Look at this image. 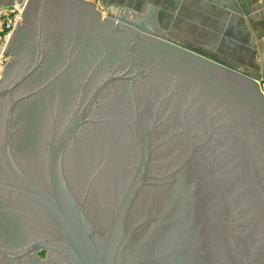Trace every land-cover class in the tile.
Wrapping results in <instances>:
<instances>
[{
	"label": "water",
	"instance_id": "obj_1",
	"mask_svg": "<svg viewBox=\"0 0 264 264\" xmlns=\"http://www.w3.org/2000/svg\"><path fill=\"white\" fill-rule=\"evenodd\" d=\"M124 12L23 3L2 51L0 192L29 238L0 264H264L259 83Z\"/></svg>",
	"mask_w": 264,
	"mask_h": 264
},
{
	"label": "crops",
	"instance_id": "obj_2",
	"mask_svg": "<svg viewBox=\"0 0 264 264\" xmlns=\"http://www.w3.org/2000/svg\"><path fill=\"white\" fill-rule=\"evenodd\" d=\"M24 1L1 0L0 9L11 8ZM137 1L134 6H130L132 0H103L102 4L108 10L111 6L124 8V15L130 19L136 14L147 28L225 67L240 70L260 68L257 53L264 50L259 47L255 36L264 33V0ZM247 16L252 19V24L244 22L248 21ZM248 36H252V44ZM227 37L233 39L226 40ZM213 52L217 53L215 59L208 57ZM233 60L236 64H232ZM252 60H255L254 65H251ZM244 74L253 76L250 72ZM258 74L255 75L259 77Z\"/></svg>",
	"mask_w": 264,
	"mask_h": 264
},
{
	"label": "flooded vegetation",
	"instance_id": "obj_3",
	"mask_svg": "<svg viewBox=\"0 0 264 264\" xmlns=\"http://www.w3.org/2000/svg\"><path fill=\"white\" fill-rule=\"evenodd\" d=\"M95 27V23H92L91 28ZM10 39V37H9ZM8 39V41H9ZM7 41V42H8ZM60 39L57 42V47H59ZM63 42V40H62ZM7 45V44H6ZM21 48V47H20ZM27 47L23 48L26 49ZM9 60L6 62L8 64L12 60V56L6 55ZM59 57V54H58ZM56 62H58V59H55ZM5 64V65H6ZM2 73V72H1ZM253 101V98H252ZM252 104L258 109L259 107L258 104L252 102ZM43 106V104H42ZM41 106V107H42ZM32 106L30 110H32ZM30 110L26 111V115L22 116L26 121L31 120V112ZM38 110V109H36ZM33 111L36 112L37 115L40 113L39 111ZM35 120L30 121V125L25 124V128L27 127V130L29 131L30 134L26 136V140L22 141L21 144L17 145L16 147L13 146V153H14V158L19 163V161H22L23 158H27V154L31 153L33 150V145L34 142L32 140V131L35 130V125H34ZM19 128V127H18ZM34 154V152H32ZM0 180H11V176L9 175V172L6 170L4 165L1 162L0 158ZM5 194L3 192H0V252L3 250H18L20 247L25 245V243L28 240L29 236V229L28 225L26 223V226L24 225L25 223L20 219L19 216H17V212H15V209L12 205L10 204H5ZM0 257H3L0 255ZM45 258V254H39L38 259L36 258L35 260L32 261L31 264H40V261ZM1 262L3 264H10V263H5L4 258L1 259ZM16 264H28L27 262L21 260Z\"/></svg>",
	"mask_w": 264,
	"mask_h": 264
},
{
	"label": "rangeland",
	"instance_id": "obj_4",
	"mask_svg": "<svg viewBox=\"0 0 264 264\" xmlns=\"http://www.w3.org/2000/svg\"><path fill=\"white\" fill-rule=\"evenodd\" d=\"M86 1L95 4L96 5V8L98 9L99 12H101V15L103 17H105V16L106 17L114 16V15L118 14V12L120 10V8H118L116 6H111L110 7V10H108L105 7V5L102 4L103 3V0H86ZM135 1L138 2L137 0H132V4H130V6L131 5L134 6L136 4ZM258 1L262 2L263 0H258ZM20 12H15V13H10V14L9 13H7V14H0V74H1V72L3 70V66L9 60V58L5 54H2V51H3L4 46H5L8 38H9V35H10L11 31H12V30L10 31V27L12 25V22L14 21V19L17 16L20 18ZM249 19H248V21H244V22H247V23L252 24V19H250V20ZM204 23L206 24V21ZM8 25H9V28H8ZM229 39L231 40L233 38H230V37H227L226 38V40H229ZM238 39H240V38H238ZM247 39L252 44V36H248ZM255 40L259 44V47H261V48L263 47V50H264V33L261 36L260 35L255 36ZM257 54H258V56L260 58V59L258 58V60L260 62L259 63V67L260 68L259 69H253L251 67L252 70H249L250 68H248L247 70H243V69L242 70H240V69H232V70H234V71H236V72H238L240 74H243V75H246L244 73H249V72L252 73L253 76L250 77V78L256 80L259 83L260 88H261V91L264 93V51H260ZM216 55H217V53L216 52H213L211 54H208V57L215 59L214 57H217ZM225 56H227V54H225ZM228 61H230V60H228ZM254 61L255 60H252L251 61L252 62L251 65H254ZM232 64H236V62L234 61V63H232ZM255 74H258L259 77H257V75H255ZM246 76H248V75H246Z\"/></svg>",
	"mask_w": 264,
	"mask_h": 264
},
{
	"label": "built area",
	"instance_id": "obj_5",
	"mask_svg": "<svg viewBox=\"0 0 264 264\" xmlns=\"http://www.w3.org/2000/svg\"><path fill=\"white\" fill-rule=\"evenodd\" d=\"M23 8V4H20V5H15L11 8H6V9H0V14H7V13H15V12H20ZM7 11V12H6ZM20 18L17 16L14 21L12 22V25L10 27V31L13 29L16 21H19ZM8 28H9V25H8Z\"/></svg>",
	"mask_w": 264,
	"mask_h": 264
}]
</instances>
